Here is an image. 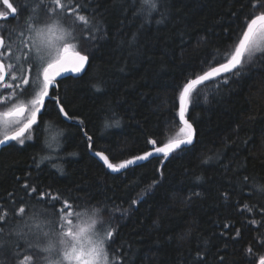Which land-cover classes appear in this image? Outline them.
<instances>
[{
	"label": "trees",
	"instance_id": "trees-1",
	"mask_svg": "<svg viewBox=\"0 0 264 264\" xmlns=\"http://www.w3.org/2000/svg\"><path fill=\"white\" fill-rule=\"evenodd\" d=\"M88 2L87 11L103 21L107 36L94 44L81 41L80 46L91 51L87 75L66 77L61 94L67 96L71 112L84 121L83 130L93 135V149L87 148L76 121H55L54 126L64 131L59 158L46 160L39 168L36 163L48 154L42 151L47 133L40 140L34 134L23 146L10 142L0 149V207L11 212L13 201L19 205L21 198L29 199L23 183H34L40 190L65 197L116 205L101 218L105 227L111 224L117 230V248L121 242L132 246L121 248L122 255L135 253L132 264H190L206 240L207 264H246L245 248L260 246L254 226L241 227L244 221L235 201L242 204L251 189L241 193L235 188L240 173L234 175L232 169L238 161H246L243 171L264 183V55L246 57L245 72L219 90L196 87L188 111L196 140L162 161V178L157 158L111 173L90 152L104 151L112 163H120L150 150L147 138L157 139L159 146L174 137L179 131V86L206 69L217 49V61L232 49L244 18L252 12L250 0H169V19L142 29L130 0ZM158 19L156 14L154 20ZM133 33L137 40L130 46ZM97 79L105 84L103 92L91 86ZM113 113L122 125L105 130L103 121ZM217 149L218 160L201 162ZM197 176L203 180L195 181ZM155 180L159 183L148 190ZM194 190L202 196L189 200ZM222 190L234 191L229 203L222 201ZM133 199L139 202L132 205ZM226 222L232 227L225 228ZM236 227L241 228L242 239L232 240L227 233ZM0 259L13 264L11 250Z\"/></svg>",
	"mask_w": 264,
	"mask_h": 264
},
{
	"label": "snow or ice",
	"instance_id": "snow-or-ice-1",
	"mask_svg": "<svg viewBox=\"0 0 264 264\" xmlns=\"http://www.w3.org/2000/svg\"><path fill=\"white\" fill-rule=\"evenodd\" d=\"M130 3L134 9L133 17L141 20L140 29L153 22L164 24L169 19V0H130ZM89 7L88 0H24L19 4L0 0V8H3L0 11V109H4L0 110V148H7L11 141L23 146L27 140L33 139V134L40 140L47 133L42 151L46 149L48 154L41 156L36 163L37 168L46 160L59 158V138L64 131L54 126L55 121H76L87 148L93 149V135L83 130L84 121L71 112L67 96L61 94L67 75L78 78L87 75L85 69L89 66L91 51H85L80 46L81 41L94 44L107 36L103 21L87 11ZM250 7L252 12L244 18L243 28L232 49L221 55L218 61L217 49L206 69L194 73L179 86V131L174 137L162 141L159 146L157 139L147 138L150 150L120 163L110 162L109 155L104 151L95 150L93 155L113 173L156 157L161 161L157 172L162 178L165 171L162 161L178 150H187L196 140V128L188 117L196 87L203 85L204 88L219 90L245 72L246 57L264 55V0H250ZM156 14L160 19L154 20ZM12 21L16 23L7 27ZM136 40L137 33H133L129 45L135 44ZM209 81L211 85L207 83ZM91 86L96 92L105 90L104 82L99 79ZM204 99L207 100V95ZM121 125L122 119L115 113L106 116L103 121L105 130ZM220 155L217 149L201 162H214ZM246 167V161H238L232 169L234 175L240 173L237 176L240 183L235 188L241 193L246 187L251 189L243 203L237 200L235 205L244 221L241 227L254 226V239L260 246L253 249L249 244L245 248L246 264H264V183L244 172ZM59 171L64 174L63 168ZM194 179L199 182L203 177ZM157 183L159 180L153 181L147 186L148 190ZM23 188L28 200L21 198L19 205L13 201L11 212L0 207V256L11 250L13 264H132L135 253L121 254V248L126 246L130 249L132 246L121 242V248H117V230L111 224L105 227L103 220L96 225L97 212L101 217L116 205H110L107 200L86 202L65 197L59 192L40 190L29 182L23 183ZM234 194L231 190L220 192L224 203H229ZM201 196V192L194 190L188 198ZM138 202L133 199L131 204ZM128 211L130 208L124 209L121 218ZM90 225L95 227L89 228ZM224 227L232 225L226 222ZM220 234L225 235L224 232ZM227 235L232 240L242 239L241 228L236 227ZM204 245L195 253L190 264H207V240ZM224 259V255L220 254L219 260L224 262ZM0 264H4L3 259H0Z\"/></svg>",
	"mask_w": 264,
	"mask_h": 264
},
{
	"label": "water",
	"instance_id": "water-1",
	"mask_svg": "<svg viewBox=\"0 0 264 264\" xmlns=\"http://www.w3.org/2000/svg\"><path fill=\"white\" fill-rule=\"evenodd\" d=\"M88 67V66H87ZM87 67H86V69H87ZM86 69H85V71H86ZM66 77H73V78H78V77H75V76H73V75H67ZM68 123H73L74 121H67ZM12 142V141H11ZM10 143V142H9ZM1 149V148H0ZM91 153V155H93V151H91L90 152ZM94 156V155H93ZM95 157V156H94ZM95 158H97L102 164H103V162L98 158V157H95ZM153 158H156V157H152V158H150V160L151 159H153ZM111 162V161H110ZM147 162V161H146ZM143 163H145V162H138L137 163V165H139V164H143ZM106 166V165H105ZM136 166V165H135ZM107 167V166H106ZM130 167H132V166H129L128 168H130ZM127 168V169H128ZM108 169V168H107ZM109 171H111L110 169H108ZM124 170H126V169H123L121 172H123ZM112 172V171H111ZM113 173V172H112Z\"/></svg>",
	"mask_w": 264,
	"mask_h": 264
},
{
	"label": "clouds",
	"instance_id": "clouds-1",
	"mask_svg": "<svg viewBox=\"0 0 264 264\" xmlns=\"http://www.w3.org/2000/svg\"><path fill=\"white\" fill-rule=\"evenodd\" d=\"M96 225L100 224L102 222V218L100 217L99 213L97 212V215H96ZM95 225H90L89 228H94Z\"/></svg>",
	"mask_w": 264,
	"mask_h": 264
},
{
	"label": "rangeland",
	"instance_id": "rangeland-1",
	"mask_svg": "<svg viewBox=\"0 0 264 264\" xmlns=\"http://www.w3.org/2000/svg\"><path fill=\"white\" fill-rule=\"evenodd\" d=\"M251 57H248V59H250ZM0 110H2V109H0ZM26 136H27V133L25 134ZM34 135V134H33ZM28 141V140H27Z\"/></svg>",
	"mask_w": 264,
	"mask_h": 264
},
{
	"label": "bare ground",
	"instance_id": "bare-ground-1",
	"mask_svg": "<svg viewBox=\"0 0 264 264\" xmlns=\"http://www.w3.org/2000/svg\"><path fill=\"white\" fill-rule=\"evenodd\" d=\"M93 156V155H92ZM105 166V165H104ZM107 168V167H106ZM131 168V167H130ZM129 169V168H128ZM112 173V172H111Z\"/></svg>",
	"mask_w": 264,
	"mask_h": 264
}]
</instances>
